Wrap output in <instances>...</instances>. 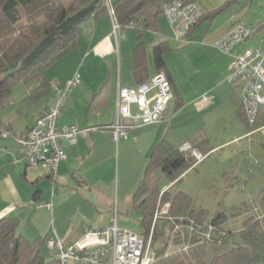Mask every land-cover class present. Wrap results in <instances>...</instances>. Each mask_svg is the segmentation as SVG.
<instances>
[{"label":"crops","instance_id":"0c3cea01","mask_svg":"<svg viewBox=\"0 0 264 264\" xmlns=\"http://www.w3.org/2000/svg\"><path fill=\"white\" fill-rule=\"evenodd\" d=\"M214 14L204 12V18L192 32L190 40L195 31H200V27L205 20L215 17ZM163 19L166 20L170 29L164 27ZM109 20L114 25L110 12L99 17H92L85 23L80 38V47L71 51H79L75 57L77 60H86L93 54L98 57H107L109 54L116 52V43L118 41L113 39L109 29ZM233 26L234 24L228 30L224 29L220 34H210L208 39L217 43L229 33ZM130 27L133 28L140 39L144 37L145 31L160 34L161 40L154 45L153 53H149V46L145 40H139L131 50V78L124 81L122 76L120 78L122 73H119V78L115 82L109 83L107 81L103 84V88L101 86L98 87L99 89L102 88V90H98L97 94L93 93L91 98H88L89 92L84 88L86 99L84 104L81 101V107L84 108L83 111L79 112L77 118L76 116H67L59 123L76 124L80 128L111 124L114 121L117 109L119 86H137L144 79L164 70L171 79L173 88L176 91L175 96L178 98L176 99V104L170 107L174 98L171 100L160 121L134 128L128 133V138L121 137L118 141L114 139L110 129L91 131L87 135L80 134L76 143H66L67 158L59 163L55 171H51L43 164L29 167L22 157L20 146L15 149L9 140L3 139L1 141L0 219L5 217L17 219L19 222L17 232L30 240L42 239L44 242L42 248H50L47 244L48 237H58L64 243H73L80 240L87 229L105 226L115 219L119 226L122 223L125 227H131L130 225H134L135 221L128 216L126 217V215L130 214L134 216L136 214L140 224L141 216L132 202V196L135 195L143 180L149 163H128V159H125L126 163H121L123 154L128 149L131 150L135 147L139 154H143L146 157V161H148V156L151 152L150 162L153 151L162 140H167L180 149L184 144L188 143L193 154L194 151H199L204 155L203 159L196 162L194 165L196 166L214 153L219 152L220 149L232 143L240 142L247 135L252 134V131H255L246 123L239 111V105L242 102L239 88L236 85L232 87L227 81V77L233 71L235 54L230 55L222 50L221 52L216 49V43H214V46L208 47L210 53L208 56L216 57L214 64L215 66L220 65V72L215 77L211 87L207 89L213 95V100L208 102L200 101L191 95L188 96L182 89L180 90L173 75L168 72L165 55L175 50L176 46L170 42L171 38L172 40L175 39L166 16L160 14L156 19L154 28L136 31L133 26ZM159 45H164L166 48L163 53L164 63L162 68L159 67L156 61V48ZM119 48L121 49V45H119ZM245 48L244 44L236 48L235 53H240ZM120 58L121 51H119ZM152 66L154 70H151ZM72 76V73L67 75L60 83H67ZM221 86H224V88L218 93L217 90ZM95 94L97 95L96 97ZM73 96H70L71 107L68 109L71 110L68 112L73 111L72 109L75 107ZM223 96L227 97L229 102L225 101L223 104V101L221 102ZM222 104L224 106L229 104L228 110L231 111L229 117L228 115L224 116L225 113H220L215 117L214 122H222L218 131L220 133L218 143L212 140V136L207 131L201 130L197 132L195 129L194 132L189 133L188 129L191 121L186 119L187 113L194 114L204 107L209 108V106V110H216L222 107ZM54 105L55 102H52L40 109L34 122L27 129L35 123L36 119L46 108L50 109ZM62 115L60 119H62ZM205 117L207 118L206 115ZM228 118L232 120V125L230 126L236 128V130L232 129L229 138L224 139L229 129V124L227 125ZM240 120L249 128L247 133L244 132V129H241ZM4 123L3 121V125L7 126ZM210 125L205 127L208 128ZM5 132L3 133L5 134ZM116 146H119V163H115L117 158V154H115ZM193 167L187 171H191ZM162 174L166 176L163 172ZM176 184V181H170L164 188L180 189L176 188ZM188 194L190 195V193ZM254 199H257V197ZM50 250L52 249L50 248Z\"/></svg>","mask_w":264,"mask_h":264},{"label":"trees","instance_id":"16d2710c","mask_svg":"<svg viewBox=\"0 0 264 264\" xmlns=\"http://www.w3.org/2000/svg\"><path fill=\"white\" fill-rule=\"evenodd\" d=\"M168 1L0 0V38L12 35L9 44L0 47V131L12 128L11 124L3 125L1 111L12 102L13 87L24 85L34 100H41L49 93L53 83L47 70L80 47L84 25L90 18L107 14L111 7L120 27L133 26L141 31L155 27L159 15H165L164 4ZM165 51L164 45L156 48L160 68ZM239 111L253 130L262 126L264 106L254 125L248 123L242 102ZM195 158L192 150L185 151L162 140L153 151L146 174L135 192L136 198L141 197L135 207L141 216L142 235L148 238L153 229V245L158 251L154 264H264V193L254 199L259 205L251 201L244 204L246 219L238 229L239 217L231 220L235 217L229 218L220 210L215 216H209L205 208L195 207L185 190L158 186L150 189L158 172L166 174L171 182H180L182 175L196 164ZM167 202L171 203L169 212L156 218L159 208ZM234 222L237 228L229 226ZM18 226L15 218L0 219V264H60L56 257L47 261L41 253L43 240L25 238L17 232Z\"/></svg>","mask_w":264,"mask_h":264},{"label":"rangeland","instance_id":"374dc122","mask_svg":"<svg viewBox=\"0 0 264 264\" xmlns=\"http://www.w3.org/2000/svg\"><path fill=\"white\" fill-rule=\"evenodd\" d=\"M198 2L205 13L214 14L216 9H219L228 1L199 0ZM214 15L215 17L213 19L205 20L202 23L200 31H195L189 42L183 44L171 38L170 42L176 46V49L165 55L168 72L173 75L178 88L186 92L188 96L191 95L194 98H198L200 101H203V97H206L209 101L213 100V95L208 92L207 89L211 87L215 77H217L220 72V65L215 66L214 64V62H216V57L208 56V54H210L208 47H212L214 43H216V41L213 42L208 39L210 34H220L224 29L228 30L232 24L243 23L251 30V37L238 47L244 44L246 48L250 49L264 47V0H236L232 3H227L225 7L219 9V12ZM162 23L166 29H170L165 19L162 20ZM108 24L113 39L115 41L117 39L118 41L114 54H109V56L106 55L107 57H98L93 54L86 60H77L75 57L78 55L79 51H75L71 52L67 57H63L56 61L47 70V76L53 83L52 90L43 96L41 100H34V98L30 96V91H27L24 85L18 84L13 87L12 102L7 104L1 111L2 119L5 122L4 124H11L12 128L9 134H4L0 131V152L1 141L3 139L9 140L15 149H18L19 144L16 141V135L26 131L27 127L34 122L40 109L52 102L56 103L57 90L63 89L68 83V81L65 84L60 83V81L64 80L67 75L71 73L74 75L79 71L81 74V82L68 91L67 99L63 106L62 119H60L61 122L67 116H76L77 118L79 112L83 111L84 108L81 107V101H83L84 104V100L86 99L84 88L89 92L88 98H91L93 93L97 94L98 90H102L104 87L103 84L107 81H109V83L115 82L119 78V73H122L120 78L122 76L124 81L131 78V50L139 40H145L147 42L150 54L153 53L154 45L161 40L159 37L160 34L157 32L145 31L144 37L140 39L130 26L120 27L116 32L112 21L109 20ZM11 38L12 35L4 37L3 39L0 38V47H6L11 41ZM119 45H121V49ZM216 49L220 50L218 47H216ZM119 51H121L120 59ZM151 70H154V67ZM229 76L227 77V81L233 87L235 84L228 80ZM100 86L102 87L101 89L98 88ZM222 88H224V86H221L217 90L218 93L223 90ZM262 93H264V90ZM96 94L95 97L97 96ZM174 94L176 95L175 90ZM198 94H201L199 95L201 97H199ZM71 95H74L73 101H75V107L72 109L73 111L68 112L71 110L68 109L71 107ZM177 98V96H174V100L170 107L176 104ZM222 101L224 104L225 101L229 102V99L223 96L221 102ZM223 104V108L219 107L216 110H209V106V108L204 107L194 114L187 113L186 119L191 121L188 129L190 131L189 133L194 132L195 129L197 132L201 130L207 131L208 134L212 136V140L218 143L220 140V133L218 131L222 122H214L215 117L220 113H225L224 116L228 115L229 117L231 111L228 110L229 104H226V106ZM228 124V133H226L224 139L229 138L232 129L236 130V128L230 126L232 125V120L229 118L227 121V125ZM206 125L210 126L206 128ZM240 125L245 133L249 131V128H247L246 124L241 120ZM194 126L195 128H193ZM261 127H264V117ZM132 130H134V128L129 129L127 135ZM127 135L124 137H127ZM134 144H136V142H134ZM115 154H117L115 163H119V146H116ZM150 155L148 156V161H146V157L143 154H139L137 149L133 147L131 150L128 149L126 153L124 152L121 163H126L125 159H128V163H149ZM194 155L197 161L204 157L199 151H194ZM182 178L183 179L176 184V188L183 189L190 193L195 202V207L205 208L209 216H215V213L220 210L224 211L229 218L235 217L231 220L236 221L239 217L237 221L239 223L238 229H240V225L246 219V217L244 219L243 216V213H245L243 208L244 204H250V201L254 202V198H258V195L264 193V131L256 129L252 131V134L247 135L240 142L232 143L220 149L219 152L214 153L194 166L191 171H187ZM169 182L170 180L167 176H164L162 172H158V176L156 174V178L151 183L150 189L155 186L164 188ZM139 198L141 197L136 198V196L133 195L132 202L134 204L135 202H139ZM257 204L258 203L254 202L255 206H257ZM255 212L257 213L258 211L255 210ZM127 216L134 220L135 224L130 225L131 227H125L120 223V227L129 228L141 234L143 228L140 226L136 214L135 216L131 214L126 215V217ZM159 217L161 216H158V218ZM236 223L237 222L230 223L229 226L237 228V225H235ZM53 252L54 251L47 247L41 249V253L47 261L55 258L56 255L53 254Z\"/></svg>","mask_w":264,"mask_h":264},{"label":"built area","instance_id":"2783aa9c","mask_svg":"<svg viewBox=\"0 0 264 264\" xmlns=\"http://www.w3.org/2000/svg\"><path fill=\"white\" fill-rule=\"evenodd\" d=\"M109 11L117 32L120 25L116 22L114 10L109 7ZM164 14L174 39L184 44L190 41V33L204 16V11L196 1L170 0L164 4ZM250 36L251 30L246 25L235 24L216 46L227 54H235L233 71L228 80L239 88L248 123L254 125L264 106V47L245 48L235 53L236 48ZM80 82L81 75L76 72L63 89L57 90L55 105L41 114L25 132L16 135L27 165L43 164L55 171L59 163L67 158L66 143H76L80 134L110 129L118 141L127 135L129 129L160 121L175 96L168 74L159 71L137 86H119L117 109L111 124L86 128L60 124L67 93ZM203 101L209 100L203 97ZM258 130L264 131V127ZM181 149H191L190 144H184ZM170 205L167 202L159 208L156 218L167 214ZM153 238V229L145 238L142 234L120 227L115 219L105 226L87 229L76 242L64 243L58 237H48L47 244L54 250L60 264H154L158 260V251L153 245Z\"/></svg>","mask_w":264,"mask_h":264}]
</instances>
